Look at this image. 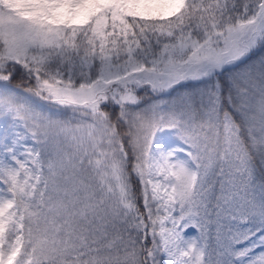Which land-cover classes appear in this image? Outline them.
Here are the masks:
<instances>
[{
    "label": "snow or ice",
    "instance_id": "obj_1",
    "mask_svg": "<svg viewBox=\"0 0 264 264\" xmlns=\"http://www.w3.org/2000/svg\"><path fill=\"white\" fill-rule=\"evenodd\" d=\"M0 264H264V0H0Z\"/></svg>",
    "mask_w": 264,
    "mask_h": 264
}]
</instances>
